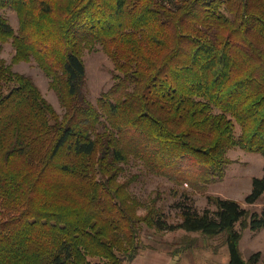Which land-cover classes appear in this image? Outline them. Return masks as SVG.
I'll list each match as a JSON object with an SVG mask.
<instances>
[{
    "label": "trees",
    "instance_id": "obj_1",
    "mask_svg": "<svg viewBox=\"0 0 264 264\" xmlns=\"http://www.w3.org/2000/svg\"><path fill=\"white\" fill-rule=\"evenodd\" d=\"M5 9L19 15L17 34ZM9 39L64 112L0 56V264H130L151 249L143 222L222 235L228 264L258 260L239 242L241 228H264V207L209 195L214 208L199 210L183 186L220 181L233 147L264 158V0H0V52ZM92 43L113 61L96 104L79 57ZM130 163L140 170L127 180ZM142 174L174 185L179 221L156 198L138 214L128 187ZM263 193L264 173L245 203Z\"/></svg>",
    "mask_w": 264,
    "mask_h": 264
},
{
    "label": "rangeland",
    "instance_id": "obj_2",
    "mask_svg": "<svg viewBox=\"0 0 264 264\" xmlns=\"http://www.w3.org/2000/svg\"><path fill=\"white\" fill-rule=\"evenodd\" d=\"M4 17L13 27L15 33L19 29V15L13 9H5ZM16 49L12 39L2 43L0 56L10 64L12 69L32 78L40 89L42 95L54 107L60 115L64 108L60 103L57 93L50 86V78L39 67L33 58L15 59ZM79 57L84 63L86 77L82 91L89 101L96 104L103 92L108 91L113 83L112 70L113 61L109 54L103 50L101 44L92 43L79 50ZM236 132H239L238 126ZM227 157L231 163L226 168L225 176L218 182L208 184L203 189L191 188L184 184L183 188L190 192L197 209L205 207L214 208L208 201V196H221L232 198L240 202L251 211H260L264 207V193L253 205L245 203V196L250 192L252 178L259 177L264 173V158L261 153L249 152L240 147H233L227 152ZM139 165L132 164L125 166L123 176L128 180L139 172ZM138 179L129 183L128 191L143 206L138 214L143 216L146 213V206H150L153 200L162 206L163 218L169 223L179 221L178 209L173 207V200L183 198L174 197V192L170 190L174 186L171 182L162 177L142 174ZM173 194H171V193ZM157 194L160 196L157 197ZM181 194V193H180ZM159 200V201H158ZM7 213H2L0 208V220L7 219ZM237 228H241L239 224ZM138 240L143 244H148L151 249L144 252L160 253L170 257L169 264H228L227 246L224 244V236L207 237L199 232H187L183 229L177 230H157L146 222L140 224ZM242 229V243L240 245L242 255L248 259L254 252L260 251L261 256L253 264H264V231L249 236L251 229ZM254 242V243H253ZM253 243V247L250 244ZM256 243V244H255ZM159 256L150 260H139L135 264H163ZM251 264V263H247Z\"/></svg>",
    "mask_w": 264,
    "mask_h": 264
},
{
    "label": "crops",
    "instance_id": "obj_3",
    "mask_svg": "<svg viewBox=\"0 0 264 264\" xmlns=\"http://www.w3.org/2000/svg\"><path fill=\"white\" fill-rule=\"evenodd\" d=\"M264 231V228H261L257 231H250V234L249 236L252 237L253 235L255 234H258L260 232ZM243 236V235H242ZM242 236H241V239H240V242H239V247L242 243ZM254 243V242H253ZM253 243L250 244V247H253ZM256 244V243H255ZM240 250H241V247H240ZM157 256H159L162 259H164V262L163 264H169L168 262H170V257L168 256H164L163 254H160V253H153V252H142L140 254H138L134 259L133 261L130 263V264H135L137 261H141L143 259H146V260H150L151 258H156Z\"/></svg>",
    "mask_w": 264,
    "mask_h": 264
},
{
    "label": "built area",
    "instance_id": "obj_4",
    "mask_svg": "<svg viewBox=\"0 0 264 264\" xmlns=\"http://www.w3.org/2000/svg\"><path fill=\"white\" fill-rule=\"evenodd\" d=\"M167 1V0H166ZM170 1V0H169Z\"/></svg>",
    "mask_w": 264,
    "mask_h": 264
}]
</instances>
